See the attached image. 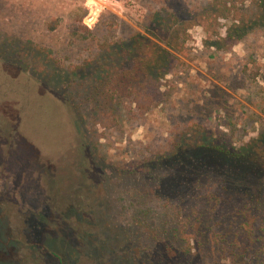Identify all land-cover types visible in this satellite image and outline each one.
<instances>
[{"label":"rangeland","instance_id":"obj_1","mask_svg":"<svg viewBox=\"0 0 264 264\" xmlns=\"http://www.w3.org/2000/svg\"><path fill=\"white\" fill-rule=\"evenodd\" d=\"M260 2L0 0V245L10 246L0 264H264L256 164L205 148L158 160L183 133L238 147L264 132ZM168 13L179 20L173 37ZM233 22L229 44L219 37ZM138 35L179 48L158 81L162 96L144 112L117 98L116 120L97 125L93 141L89 105L74 104L59 78L103 42ZM34 46L53 60V77L12 53ZM37 220L45 249L30 246Z\"/></svg>","mask_w":264,"mask_h":264},{"label":"trees","instance_id":"obj_2","mask_svg":"<svg viewBox=\"0 0 264 264\" xmlns=\"http://www.w3.org/2000/svg\"><path fill=\"white\" fill-rule=\"evenodd\" d=\"M260 1L262 8L260 18L264 21V0ZM163 17L166 31H170V37H173L172 32L175 31V25L179 20L171 13ZM170 28L171 30H169ZM232 29L235 31H232ZM236 31H238V25L233 22L229 26L228 32L223 37H219V39L227 41L229 44H234L239 37L235 35ZM138 36L140 37L131 38L130 41L133 40L132 43L128 40L119 43L103 42L101 52L83 61V63L75 65L64 76V79L63 77L59 78V83L64 86L62 89L65 91V95L74 104L81 106L86 103L89 105L90 117L94 126L92 132L97 136L93 141L98 138L97 129L95 128L97 125L105 128L112 125L116 120L113 108L117 98L132 97L133 101L139 106L140 111L144 112L152 104L157 103L162 96L158 81L172 65L171 61L174 57L172 50L178 51L179 48L172 40H165V46H162L157 42H153L146 35ZM140 39L150 43L146 45L147 51L140 49L142 42ZM13 52L18 54L19 61L30 62L29 67H32V70L34 69L37 75H43L45 78L54 76L50 72L51 64L55 66L53 60L48 59L44 55L42 56L39 47H21L20 49H13ZM38 58L43 61L40 66H36L33 63V61H38ZM128 59L131 61V65L124 67L123 63ZM59 67L57 65L56 68L58 69ZM199 138L200 140H198L197 144V138L196 140H187V134L183 133L180 143L175 146L174 150L161 156L162 159L158 157V160H163V158L180 162L183 158L191 160V156L186 154L187 150L205 148L213 150L223 158L244 163L252 162L258 166L264 175V132L238 147L228 145L223 140L216 142L205 133H201ZM37 222L38 224L33 227V235L35 236L30 241V246L45 249L43 239L46 238V229L43 228V225L38 220ZM172 229L175 231L176 236L177 226ZM8 244L2 243L0 245L1 249L8 250L10 247ZM238 257V255L235 256V261ZM182 263L183 261H178V264Z\"/></svg>","mask_w":264,"mask_h":264}]
</instances>
